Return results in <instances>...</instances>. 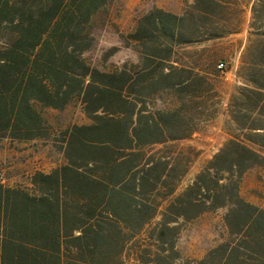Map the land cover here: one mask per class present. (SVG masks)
<instances>
[{
    "label": "trees",
    "instance_id": "1",
    "mask_svg": "<svg viewBox=\"0 0 264 264\" xmlns=\"http://www.w3.org/2000/svg\"><path fill=\"white\" fill-rule=\"evenodd\" d=\"M108 1L0 0V140L50 139L39 109L74 99L89 120L60 133L63 164L33 173L29 188L0 181V264H127L132 250L131 264H264V209L240 194L244 175L264 167V0L149 11L129 36L141 54L133 73L101 72L83 57ZM247 9L229 139L177 193L190 165L177 143L209 116V91L201 76L181 75L178 49L238 33ZM218 210L226 238L183 262V225Z\"/></svg>",
    "mask_w": 264,
    "mask_h": 264
},
{
    "label": "rangeland",
    "instance_id": "2",
    "mask_svg": "<svg viewBox=\"0 0 264 264\" xmlns=\"http://www.w3.org/2000/svg\"><path fill=\"white\" fill-rule=\"evenodd\" d=\"M187 5L185 0H109L93 24L94 44L84 53V59L101 72L127 70L133 73L141 63V54L140 48L129 36L138 21L155 9L179 15ZM249 20L247 9L238 33L212 41H196L178 49V67L183 68L181 75L201 76L197 85L203 91H209L204 99L209 116L192 137L177 143L178 150L190 157L189 168L178 183L177 193L192 182L212 155L229 139L232 131L229 102L243 83L238 70L247 44ZM219 63L224 64L222 70L217 68ZM165 98L161 102L166 101ZM39 110L51 133L50 139L28 143L0 140V181L7 187L29 188L33 173H48L61 166L63 157L57 149L60 133L73 125L89 123L78 99L61 111ZM241 189L244 197L253 198L264 206V167L251 169ZM223 213V210L207 212L183 225L176 242L183 262L200 260L226 238ZM141 243L142 240H139L137 244ZM133 252L126 255L127 264L134 262Z\"/></svg>",
    "mask_w": 264,
    "mask_h": 264
},
{
    "label": "crops",
    "instance_id": "3",
    "mask_svg": "<svg viewBox=\"0 0 264 264\" xmlns=\"http://www.w3.org/2000/svg\"><path fill=\"white\" fill-rule=\"evenodd\" d=\"M254 169V168H253ZM250 171V170H249ZM249 171L244 175L243 179H242V182L241 184H243V181L245 180V178L247 177V174L249 173ZM240 194L241 196L248 202L252 203V204H255L257 206H259L260 208H263L264 209V206L260 205L258 202H256L253 198H246L244 197V194L242 192V189H241V185H240Z\"/></svg>",
    "mask_w": 264,
    "mask_h": 264
},
{
    "label": "built area",
    "instance_id": "4",
    "mask_svg": "<svg viewBox=\"0 0 264 264\" xmlns=\"http://www.w3.org/2000/svg\"><path fill=\"white\" fill-rule=\"evenodd\" d=\"M217 68H218L219 70H222V69L224 68V64H223V63H219V64L217 65Z\"/></svg>",
    "mask_w": 264,
    "mask_h": 264
}]
</instances>
